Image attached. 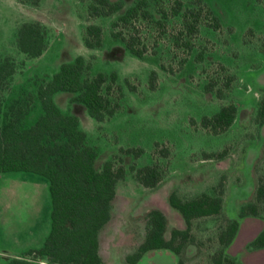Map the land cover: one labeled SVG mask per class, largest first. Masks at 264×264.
Listing matches in <instances>:
<instances>
[{
    "label": "rangeland",
    "instance_id": "374dc122",
    "mask_svg": "<svg viewBox=\"0 0 264 264\" xmlns=\"http://www.w3.org/2000/svg\"><path fill=\"white\" fill-rule=\"evenodd\" d=\"M124 8L110 17L94 21L102 25L107 40L110 23L122 14L135 0H122ZM192 0H182L183 10ZM220 17L222 27L213 30L204 25L195 39V47L183 69L171 75L160 68H176L183 56L173 44L172 35L180 28V16L166 21V31L158 40L156 53L138 58L122 49H114V58L101 51L92 72L116 71L124 89L123 108L99 128H88L92 142L101 151L97 168L106 159L118 153L119 146H140L141 157L134 160L124 155L126 175L116 185L109 222L100 231L99 253L102 264H128L131 255L144 239L147 224L144 214L151 208L160 209L168 221L166 237L172 228L185 229L186 224L178 211L168 203V195L177 193L182 199H191L201 193H221L222 211L218 215L196 218L190 232L196 244L185 249L184 264H212V254L222 246L219 234L227 219L238 218L241 204L249 197L254 182H264V125L256 123L258 102L264 88V0H205ZM169 0H148V8L155 18L158 9L168 6ZM63 13L62 22L73 37L91 22L86 14V4L76 1L58 6ZM45 9L19 0H0V57L10 56L16 63V72L10 87L0 92V127L10 118L18 120L20 127L30 125L37 117L34 103L28 108V98L41 77H28L39 71L41 65L50 64L60 55L66 44L60 29L52 28L53 39L43 62L23 74L24 57L16 45V30L24 21L37 20ZM51 13V14H50ZM49 14L53 18V11ZM79 17V19H78ZM79 20H81L79 25ZM141 37L149 48L159 36L153 24L143 23ZM109 43L107 44V48ZM204 49L202 62L194 60L195 54ZM94 59V56L86 58ZM219 63L234 76L223 99L204 90L211 78L222 81ZM151 69L158 72V87L148 89ZM138 85L137 92L128 90L124 79ZM234 103L237 116L230 128L213 135L200 125L204 115H212L223 104ZM195 121V124L192 122ZM168 146L167 158L154 153V143ZM225 150L226 156L215 159L206 154ZM156 163L162 171V181L156 188H147L134 178L129 166ZM47 180L26 171L0 173V264H7L12 257L36 260L28 250L42 245L50 228L51 201ZM239 226L225 253L237 264H264V247L249 245L264 227V212L260 216L238 218ZM177 257L168 249L149 250L135 264H176Z\"/></svg>",
    "mask_w": 264,
    "mask_h": 264
},
{
    "label": "trees",
    "instance_id": "16d2710c",
    "mask_svg": "<svg viewBox=\"0 0 264 264\" xmlns=\"http://www.w3.org/2000/svg\"><path fill=\"white\" fill-rule=\"evenodd\" d=\"M41 0H19L22 4L38 6ZM261 1V0H257ZM86 4L88 18L110 17L124 8L122 0H79ZM160 18H155L148 8V0H135L124 12L110 23V36L119 42L128 53L144 58L155 54L160 35L166 31V21L180 16V28L172 35L173 44L183 52L176 68H168L164 63L160 68L173 75L183 69L195 47V39L202 25L220 30L222 22L205 0H192L183 10L182 0H169L168 6L158 9ZM153 24L159 30L152 48L142 41V24ZM104 28L97 23H88L82 29V42L88 49L103 46ZM16 45L28 58L40 56L47 48V30L38 20L24 21L16 30ZM205 50L200 49L194 56L202 62ZM222 81L211 77L204 85L218 99H223L235 79L219 63ZM92 58L87 60L77 55L72 61L63 62L51 76L38 80L28 98V108L38 102L41 113L26 127H20L18 120L10 118L0 127V173L26 171L43 176L47 180L51 201L50 228L42 245L28 250L38 261L24 257H12L7 264H102L99 253L100 231L109 222L112 204L116 197V185L126 175L123 156L131 155L134 160L144 153L140 146L122 147L118 153L106 159L101 168L95 166L98 148L87 142L86 133L80 129L77 116L63 113L53 99V94L65 91L74 94L71 101L85 106L88 114L99 123L110 120L122 108L124 89L116 71L93 73ZM16 72V63L10 56L0 57V92L10 87ZM124 82L131 92H137L138 85ZM149 90L158 87V72L151 69L148 75ZM237 116L234 103L223 104L212 115H204L200 125L213 135L226 132ZM256 123L264 125V88L258 102ZM195 124V121L192 119ZM154 153L167 158L170 149L163 143H154ZM215 159L226 156L225 150L206 154ZM129 169L134 178L147 188H156L162 181V171L158 164L138 165L133 162ZM169 205L182 216L186 228H172L166 237L168 221L158 208H151L144 214L147 224L144 239L136 250L126 257V263L135 264L144 253L154 249H168L177 257L176 264H184L185 249L196 244L190 232L196 218L218 215L222 211L221 193L214 195L201 193L191 199H182L175 192L168 195ZM264 212V182L255 181L249 197L241 204L238 218L260 216ZM238 218L227 219L219 234L221 248L211 256L212 264L231 263L225 253L234 239ZM254 248L264 247V227L250 241ZM1 261V260H0Z\"/></svg>",
    "mask_w": 264,
    "mask_h": 264
},
{
    "label": "crops",
    "instance_id": "0c3cea01",
    "mask_svg": "<svg viewBox=\"0 0 264 264\" xmlns=\"http://www.w3.org/2000/svg\"><path fill=\"white\" fill-rule=\"evenodd\" d=\"M76 1L79 2V0H41L39 5L37 7L41 9H45L44 15H40V17L37 18L38 21H40L47 30V40L48 45L46 50L38 57L34 58H28L24 57V66H23V74L25 71H28L29 69L33 68L34 65H38L43 62L45 57L48 55V52L51 49L53 39L50 38V31L52 28L57 27L60 29L61 32V39L62 41L67 45L66 48L61 49L60 55H58L54 61H52L50 64H43L41 65L39 71H37L34 74H30L28 77H41V76H51L54 72H56L59 69V66L63 62L72 61L77 55H83L85 58H89L91 56H94L93 59V67L97 62V58L104 53L106 57L114 58V49H122V53L126 54L128 53L127 50L123 47L122 44L115 40H107L106 34H104V41L103 46L98 49H88L84 46L82 42V30L78 31V35L73 37L71 33L68 32V28L65 26V24L61 21L63 18V13L54 10L58 6L66 5V3H75ZM53 11L54 15L53 18L47 13H50ZM51 14V13H50ZM79 19V17H78ZM91 22L89 23H96L94 19L97 18H90ZM81 20H79V25ZM109 43V47L107 48V44ZM97 51H101V54H98ZM72 97H74L73 93L65 92V91H58L53 94V99L55 103L58 105L60 110L65 114H72L77 116L79 120V127L82 129L86 135H87V142L91 145H94L98 148L96 141L92 142L93 140L90 139L92 135L89 134L88 128H95L96 124H93V118L88 114L87 109L85 106L78 102L71 101ZM35 108L37 110V116L41 113V108L38 102L35 103ZM104 123V122H103ZM102 123V124H103ZM101 155V151H99L98 148V156L95 160V166L97 165V161L99 160Z\"/></svg>",
    "mask_w": 264,
    "mask_h": 264
}]
</instances>
